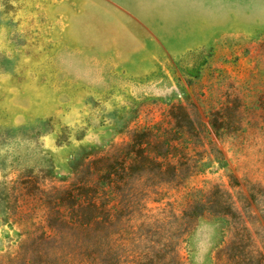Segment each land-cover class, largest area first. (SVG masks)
I'll list each match as a JSON object with an SVG mask.
<instances>
[{"label":"rangeland","instance_id":"1","mask_svg":"<svg viewBox=\"0 0 264 264\" xmlns=\"http://www.w3.org/2000/svg\"><path fill=\"white\" fill-rule=\"evenodd\" d=\"M131 1L0 0V264L101 156L110 264H264V0Z\"/></svg>","mask_w":264,"mask_h":264},{"label":"trees","instance_id":"2","mask_svg":"<svg viewBox=\"0 0 264 264\" xmlns=\"http://www.w3.org/2000/svg\"><path fill=\"white\" fill-rule=\"evenodd\" d=\"M211 127L218 135L219 126L212 122ZM141 134L148 138L132 137L120 152L145 151L157 157L166 156L174 147L167 138L157 136L152 140L151 130ZM109 160L110 157L105 156L93 159L92 169L64 187H55L49 192L34 185L25 189L24 203L39 201L43 223L39 231L30 232L23 243L21 264H110L107 259L112 256L102 248V231L115 222L116 206L104 199L114 188ZM24 183L29 184L30 180Z\"/></svg>","mask_w":264,"mask_h":264},{"label":"crops","instance_id":"3","mask_svg":"<svg viewBox=\"0 0 264 264\" xmlns=\"http://www.w3.org/2000/svg\"><path fill=\"white\" fill-rule=\"evenodd\" d=\"M117 4L124 6V7H130L133 6L134 3L131 0H115Z\"/></svg>","mask_w":264,"mask_h":264}]
</instances>
